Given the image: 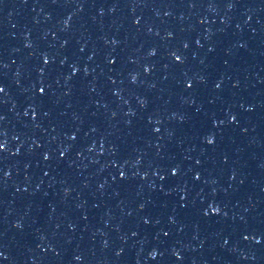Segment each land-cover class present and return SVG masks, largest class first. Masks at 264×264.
<instances>
[{"label":"water","instance_id":"95a60500","mask_svg":"<svg viewBox=\"0 0 264 264\" xmlns=\"http://www.w3.org/2000/svg\"><path fill=\"white\" fill-rule=\"evenodd\" d=\"M68 1L152 264H264V0Z\"/></svg>","mask_w":264,"mask_h":264},{"label":"clouds","instance_id":"9594fccd","mask_svg":"<svg viewBox=\"0 0 264 264\" xmlns=\"http://www.w3.org/2000/svg\"><path fill=\"white\" fill-rule=\"evenodd\" d=\"M209 143H211V141H209Z\"/></svg>","mask_w":264,"mask_h":264}]
</instances>
